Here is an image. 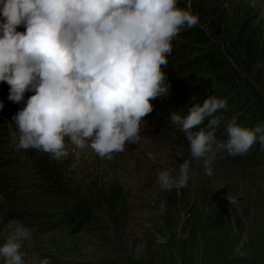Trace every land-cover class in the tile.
<instances>
[{
	"label": "clouds",
	"instance_id": "1",
	"mask_svg": "<svg viewBox=\"0 0 264 264\" xmlns=\"http://www.w3.org/2000/svg\"><path fill=\"white\" fill-rule=\"evenodd\" d=\"M0 0V83L8 99L24 103L9 123L17 150L35 149L60 161L68 155L66 138L111 160L126 146L140 144L152 100L167 97L168 57L182 30L199 24L191 0ZM23 26L24 30H18ZM32 92L25 102L26 93ZM4 102L0 101V110ZM227 101L209 96L187 115L170 120L189 142L191 160L202 161L206 175L221 154L245 155L257 142L264 148V124L244 127L227 122V140L216 128ZM207 124L205 125V121ZM14 125V128H13ZM191 160L179 165L178 178L158 173L162 190L187 186ZM235 204L236 198L228 196ZM31 229L17 222L0 245L3 264H25L22 248ZM245 234L234 248L246 256Z\"/></svg>",
	"mask_w": 264,
	"mask_h": 264
},
{
	"label": "trees",
	"instance_id": "2",
	"mask_svg": "<svg viewBox=\"0 0 264 264\" xmlns=\"http://www.w3.org/2000/svg\"><path fill=\"white\" fill-rule=\"evenodd\" d=\"M263 1L239 0L233 9H226L222 8L223 0H191V9L200 22L182 30L173 40L164 69L170 93L152 100L154 110L145 117L146 128L168 133L182 148L189 149L185 133L170 116L173 112L187 115L190 107L213 95L227 101V108L217 113L223 117L216 128L219 140H227L225 128L232 119L248 128L264 124ZM186 5L187 0H180V7ZM9 87L6 82L0 83V101L4 102L0 110V226L17 218L31 222L43 234L76 236L90 233L101 208L117 209L120 205V211H125L126 196L117 190V182L110 187V196L100 190L101 196L81 200L76 190L65 188L52 164L34 158L35 149H16L9 123L24 103L8 99ZM32 94L26 93L25 102ZM221 155L220 160L245 169H264V148L259 142L245 155ZM180 198L186 200L190 215L183 225L169 219L165 236L178 252L179 264H264V228L262 233L247 234L218 208L206 216L195 208L190 196ZM245 234L248 254L236 256L234 248Z\"/></svg>",
	"mask_w": 264,
	"mask_h": 264
},
{
	"label": "rangeland",
	"instance_id": "3",
	"mask_svg": "<svg viewBox=\"0 0 264 264\" xmlns=\"http://www.w3.org/2000/svg\"><path fill=\"white\" fill-rule=\"evenodd\" d=\"M238 1L223 0L222 8L233 9ZM260 15L264 20V1ZM18 30L23 31V26ZM141 135L140 144L126 146L111 160L101 158L90 147H76L67 138L68 155L60 161L36 150L34 158L52 164L65 188L76 190L81 200L101 196L100 190L110 196V187L117 182V190L126 196L125 211H120V205L117 209L101 208L90 233L76 236L43 234L31 222L10 219L0 226V245L19 222L32 232L31 241L22 248L25 264H179L178 252L165 236L169 219L183 225L190 215L186 200L180 196H190L195 208L206 216L218 208L247 234L264 228V169H245L218 158L212 175H206L202 161L191 160L189 149L182 148L170 134L142 125ZM185 160H191L187 186L162 190L158 173L169 170L178 178L179 165ZM229 195L236 198L235 204Z\"/></svg>",
	"mask_w": 264,
	"mask_h": 264
}]
</instances>
